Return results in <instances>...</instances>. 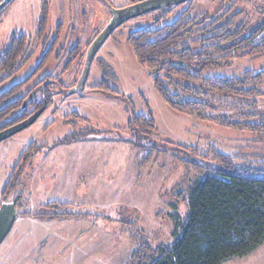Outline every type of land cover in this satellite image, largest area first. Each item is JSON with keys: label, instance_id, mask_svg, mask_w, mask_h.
<instances>
[{"label": "rangeland", "instance_id": "rangeland-1", "mask_svg": "<svg viewBox=\"0 0 264 264\" xmlns=\"http://www.w3.org/2000/svg\"><path fill=\"white\" fill-rule=\"evenodd\" d=\"M127 2L14 0L0 11V57L15 37L27 38L17 72L5 81L6 73L0 75V98L23 86L0 109L49 83L53 96L35 124L0 143V205L13 182L18 187L9 202L22 197L17 222L0 247V264H127L140 240L169 244L177 223L185 221L188 206L180 196L206 175L190 167L193 151L260 166L264 140L257 134L227 130L168 107L154 86L156 76L138 63L128 37L175 22L189 6L194 17L212 19L219 10L228 11L235 25L253 29L264 19V0H192L168 14L156 10L131 19L98 51L85 91L71 95L92 42L112 10ZM249 70L264 71V55L237 58L205 76L238 78ZM103 83L119 96L93 91ZM37 99L40 103L42 95ZM258 105L264 108V97ZM132 108L138 115L151 112L157 123L156 131L136 144L129 129ZM4 125L0 121V129ZM146 157L152 159L145 164ZM224 264H264V243Z\"/></svg>", "mask_w": 264, "mask_h": 264}, {"label": "trees", "instance_id": "trees-1", "mask_svg": "<svg viewBox=\"0 0 264 264\" xmlns=\"http://www.w3.org/2000/svg\"><path fill=\"white\" fill-rule=\"evenodd\" d=\"M165 10L161 11L171 13L169 8ZM221 12H216L212 19H200L192 15L189 6L175 22L160 29L133 32L128 41L138 63L156 76L154 86L168 107L227 130L253 132L264 140V108L258 105V100L264 97V71L249 70L238 78L205 76L208 71L231 65L237 58L264 55V19L252 29L246 23L235 25V17H230L228 11ZM46 20L47 12L41 20L42 29L47 26ZM193 37L197 39L189 43ZM26 40L25 36L15 37L0 57V75H7L3 81L17 72L18 57L25 50ZM46 60L47 57L38 68ZM22 86L17 85L1 97L0 103L14 96ZM93 91L119 96L106 83ZM32 92L0 109V121L6 125L0 132L53 104L49 83L41 88V104L37 95L25 109L23 103ZM131 111L129 129L136 144L153 134L157 123L151 112L145 116L136 114L133 108ZM193 155L190 167L206 175L180 196L188 206V214L184 222L177 223L173 241L156 245L140 240L127 264H224L235 257H246L264 243V156L258 157L260 166L252 167L215 151L203 155L195 150ZM151 159L146 157L145 164ZM17 185L16 182L7 185L2 202H9L8 197Z\"/></svg>", "mask_w": 264, "mask_h": 264}, {"label": "water", "instance_id": "water-1", "mask_svg": "<svg viewBox=\"0 0 264 264\" xmlns=\"http://www.w3.org/2000/svg\"><path fill=\"white\" fill-rule=\"evenodd\" d=\"M14 0H2L0 4V11L5 6L12 3ZM192 0H144L141 3L130 5L127 8H119L118 10H112V17L108 25L102 30V32L97 36V38L92 42L87 52V59L85 63V69L80 77L75 88L70 92L71 95L84 92L85 86L88 81V77L92 68V64L97 57L98 51L112 36L120 26L131 21V19L141 17L142 15L152 13L156 10H163L165 8L177 7L180 5L187 4ZM39 94V89L34 90L29 98L23 103L26 109L30 102ZM45 111V107L34 113L29 119L19 123L18 125L9 127L7 130L0 132V143L8 141V139L16 136L19 132L29 129L37 120L42 116ZM20 201L18 196L15 200L11 202H3L0 205V247L2 243L9 237L12 233V229L17 222L19 217V212L17 209V204Z\"/></svg>", "mask_w": 264, "mask_h": 264}, {"label": "flooded vegetation", "instance_id": "flooded-vegetation-1", "mask_svg": "<svg viewBox=\"0 0 264 264\" xmlns=\"http://www.w3.org/2000/svg\"><path fill=\"white\" fill-rule=\"evenodd\" d=\"M142 1H144V0H128V2L126 3V5L124 6V7H119V8H127V7H130V5H134V4H137V3H141ZM1 2H2V0H0V4H1ZM170 8H172V7H170ZM164 10V9H163ZM111 17H112V12H111ZM39 88V92L41 91V88H42V86L41 87H38ZM34 90H36V89H34ZM33 90V91H34ZM40 94V93H39ZM38 94V95H39ZM9 128V127H8ZM4 131V130H3Z\"/></svg>", "mask_w": 264, "mask_h": 264}]
</instances>
